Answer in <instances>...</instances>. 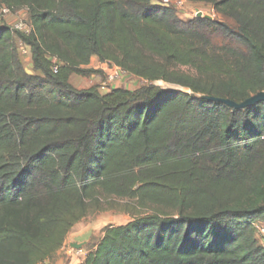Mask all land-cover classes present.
<instances>
[{
    "label": "trees",
    "instance_id": "trees-1",
    "mask_svg": "<svg viewBox=\"0 0 264 264\" xmlns=\"http://www.w3.org/2000/svg\"><path fill=\"white\" fill-rule=\"evenodd\" d=\"M189 1L235 24L158 0H0L31 25H0V264H50L116 198L143 212L78 264H264V102L240 106L264 92V0ZM92 57L145 83L75 88Z\"/></svg>",
    "mask_w": 264,
    "mask_h": 264
},
{
    "label": "rangeland",
    "instance_id": "rangeland-1",
    "mask_svg": "<svg viewBox=\"0 0 264 264\" xmlns=\"http://www.w3.org/2000/svg\"><path fill=\"white\" fill-rule=\"evenodd\" d=\"M170 4L177 12L178 16L185 21L194 19L197 17L199 11L203 12V16L209 18H217L222 21H226L234 25V21L231 18L216 15L212 7L205 3H197L189 0H158ZM18 23L23 25H30L29 15L26 8L10 10L8 12L3 11L0 7V25L6 24L11 27H15ZM20 57L23 60L26 68L31 70V56L30 54H23V50L28 48L20 41L17 42ZM99 62H95L89 68L99 70L100 72L83 76L79 74H72L71 83L77 89H87L93 85H98L99 90L102 93H106L116 87H124L128 89H135L142 86L145 82L131 74L126 73L121 79L113 81L111 83L107 80V75L113 72V68L109 64L100 67ZM157 84L163 88H176L175 85L166 83L164 81H158ZM106 85L103 89L102 86ZM105 210L93 211L87 217L78 222L70 231L66 244L58 251L55 258L50 264H78L84 260L86 254L93 249L95 243L103 236V229L109 224H124L132 219L134 214H140L142 209L135 208V202L130 199H113L107 202ZM125 209H130L131 213L126 212ZM264 226L263 223H260ZM257 238L259 243L264 244V233H258Z\"/></svg>",
    "mask_w": 264,
    "mask_h": 264
},
{
    "label": "built area",
    "instance_id": "built-area-1",
    "mask_svg": "<svg viewBox=\"0 0 264 264\" xmlns=\"http://www.w3.org/2000/svg\"><path fill=\"white\" fill-rule=\"evenodd\" d=\"M3 11L8 12V11H10V9L4 7ZM14 28L18 29V30H21V31H23L25 33H30V31H31V25H26L25 26V25H23V23H18ZM27 47L28 48L24 49L22 52L25 55L30 54V56H31L30 47L29 46H27ZM106 63L109 64L110 68L112 67L114 69L112 73H109L107 75V80H108L109 83L121 79V77L127 73L121 67H119V66H117L115 64H110L108 62H106ZM54 70L57 71V66H54ZM102 88L105 89L106 85H103ZM257 229H258V233H264V226L262 224L258 223L257 224Z\"/></svg>",
    "mask_w": 264,
    "mask_h": 264
},
{
    "label": "water",
    "instance_id": "water-1",
    "mask_svg": "<svg viewBox=\"0 0 264 264\" xmlns=\"http://www.w3.org/2000/svg\"><path fill=\"white\" fill-rule=\"evenodd\" d=\"M197 16L198 17L203 16V12L202 11H199L198 14H197ZM257 102H264V92H261V93L255 95L254 97H251V98L247 99L242 104H240V106L241 107L248 106V105L255 104Z\"/></svg>",
    "mask_w": 264,
    "mask_h": 264
},
{
    "label": "crops",
    "instance_id": "crops-1",
    "mask_svg": "<svg viewBox=\"0 0 264 264\" xmlns=\"http://www.w3.org/2000/svg\"><path fill=\"white\" fill-rule=\"evenodd\" d=\"M95 62H99L100 63V67L102 68L103 67V65H105L106 64V62H101L97 57H92V59H91V63L88 65V67H90V66H92ZM31 65H32V63H31ZM32 67V66H31ZM66 244V243H65Z\"/></svg>",
    "mask_w": 264,
    "mask_h": 264
}]
</instances>
